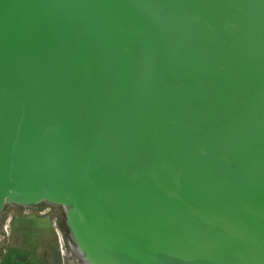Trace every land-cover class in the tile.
I'll return each instance as SVG.
<instances>
[{
	"label": "water",
	"instance_id": "1",
	"mask_svg": "<svg viewBox=\"0 0 264 264\" xmlns=\"http://www.w3.org/2000/svg\"><path fill=\"white\" fill-rule=\"evenodd\" d=\"M44 201L89 264H264V0H0V210Z\"/></svg>",
	"mask_w": 264,
	"mask_h": 264
},
{
	"label": "rangeland",
	"instance_id": "2",
	"mask_svg": "<svg viewBox=\"0 0 264 264\" xmlns=\"http://www.w3.org/2000/svg\"><path fill=\"white\" fill-rule=\"evenodd\" d=\"M67 224L62 205L5 203L0 210V264H89Z\"/></svg>",
	"mask_w": 264,
	"mask_h": 264
}]
</instances>
